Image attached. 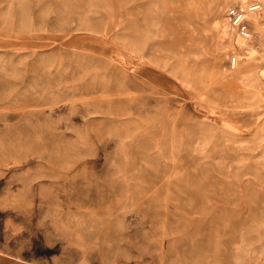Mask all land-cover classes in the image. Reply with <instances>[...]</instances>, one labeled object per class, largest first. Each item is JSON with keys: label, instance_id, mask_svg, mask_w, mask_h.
<instances>
[{"label": "rangeland", "instance_id": "obj_1", "mask_svg": "<svg viewBox=\"0 0 264 264\" xmlns=\"http://www.w3.org/2000/svg\"><path fill=\"white\" fill-rule=\"evenodd\" d=\"M249 1L0 0L1 252L264 264V12L230 22Z\"/></svg>", "mask_w": 264, "mask_h": 264}, {"label": "built area", "instance_id": "obj_2", "mask_svg": "<svg viewBox=\"0 0 264 264\" xmlns=\"http://www.w3.org/2000/svg\"><path fill=\"white\" fill-rule=\"evenodd\" d=\"M260 12H264V0H250L245 6L235 7L230 14V22L239 30L246 31L249 26V16ZM228 61L231 69L238 67L239 60L236 54L231 55Z\"/></svg>", "mask_w": 264, "mask_h": 264}, {"label": "crops", "instance_id": "obj_3", "mask_svg": "<svg viewBox=\"0 0 264 264\" xmlns=\"http://www.w3.org/2000/svg\"><path fill=\"white\" fill-rule=\"evenodd\" d=\"M252 15L254 14H251L250 16ZM0 264H41V263L25 260L17 255L0 251Z\"/></svg>", "mask_w": 264, "mask_h": 264}]
</instances>
